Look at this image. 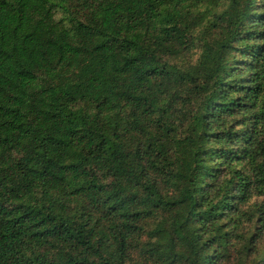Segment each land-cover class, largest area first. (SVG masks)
Masks as SVG:
<instances>
[{
  "label": "trees",
  "instance_id": "trees-1",
  "mask_svg": "<svg viewBox=\"0 0 264 264\" xmlns=\"http://www.w3.org/2000/svg\"><path fill=\"white\" fill-rule=\"evenodd\" d=\"M0 264H264V0H0Z\"/></svg>",
  "mask_w": 264,
  "mask_h": 264
}]
</instances>
